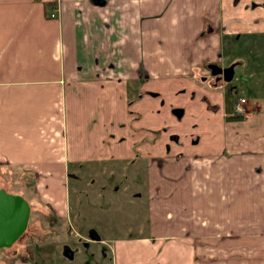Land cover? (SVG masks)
Listing matches in <instances>:
<instances>
[{"label":"crops","instance_id":"0c3cea01","mask_svg":"<svg viewBox=\"0 0 264 264\" xmlns=\"http://www.w3.org/2000/svg\"><path fill=\"white\" fill-rule=\"evenodd\" d=\"M228 2L0 0V171L31 174L35 194L63 221L70 214L75 219L68 202L70 167L131 166L136 156L157 164L165 159L168 137L175 160L165 173H171L177 205L192 204L191 172L227 165L242 173L246 153L255 169L256 160L264 162L263 80L251 78L252 111L239 119L227 117L225 89L212 88L206 76L207 61L222 54ZM252 13L251 26L236 21L233 27L264 29V15ZM171 107L184 112L166 118L164 108ZM164 125L176 135L164 134ZM158 128L163 134L156 135ZM181 150L191 154L190 163L176 159ZM161 217L154 229L140 233L110 226L103 232L97 227L100 235H94L91 222L89 233H61L58 246L44 242L48 257L14 255L9 264H95L103 244L110 264H264L256 240L247 242L255 249L246 255L239 247L228 252L225 238L240 233Z\"/></svg>","mask_w":264,"mask_h":264},{"label":"rangeland","instance_id":"374dc122","mask_svg":"<svg viewBox=\"0 0 264 264\" xmlns=\"http://www.w3.org/2000/svg\"><path fill=\"white\" fill-rule=\"evenodd\" d=\"M257 5L264 7V0L258 2L255 0H229L226 18L228 27L221 30V36L224 39L222 54L212 61L222 66L233 65L235 73L233 78L226 82L220 81L224 77L217 79L210 72L206 74L212 88L221 86L225 90L226 88L231 90L235 100L239 97L245 98L247 103L244 104L245 112H240L243 116L241 119L249 117L252 111L251 78L255 76L253 80H260V83L263 80L264 82V29L256 30L246 27V29L240 30L233 26L236 21L237 24L243 23L251 26L253 11L263 17L264 10L258 12L257 8L254 9ZM212 61H207V63ZM207 71L206 69L205 72ZM257 74L261 75L260 78ZM254 94H256L255 91ZM164 110L166 118L177 112L180 117L184 112L182 107L164 108ZM189 114L192 113L188 112ZM228 114H232V111H229ZM227 117L230 116L227 115ZM183 126L182 124L178 127L179 131L184 129ZM171 127V125H164L162 128L164 134L173 133L176 135L177 131L171 130ZM162 131L158 128L156 135L163 134ZM197 135L199 136V134ZM176 138L177 136L174 139ZM170 140L172 138L168 137V141L164 143L165 159L157 164L155 160L150 161L148 158L144 162L143 159L136 156L133 157L131 166H127L125 162L117 161L114 163L97 162L94 165L84 164L77 167V171L70 167L73 172L67 174L68 202L71 204V213L75 214V219L70 214V218L66 217L62 221L54 213L52 206L49 207L43 199L35 194V189L31 187L33 177L31 174L14 171V169L0 171V187H4L9 192L22 193L30 201L27 228L12 246L0 248V264H9L14 255H26V253L34 256L37 260L48 257L43 256L45 254L44 242L58 246L61 241L59 238L61 233L72 234L80 229L87 230L89 233L94 225V235H100L97 227L103 232V229L110 228V226L114 229L115 227L127 228V232H132L136 228L135 233H140L141 231L145 232L151 226L154 229L156 224L153 221L161 219V216L167 217V220L176 216L180 224L187 222L183 220L191 219V221L202 222L204 225L207 224V226L210 225L231 234L240 233L236 237L227 236L225 238L227 242L224 245L227 246L225 248L228 252H233L239 247L246 255L255 249L252 247L254 244H251L254 243L253 240H256L260 245L259 251L264 250V162L256 160L253 164H256L254 169L250 159L251 155L246 153L243 156L244 162L241 164L244 168L242 173L231 172L229 170L231 167L227 165L207 167L214 170L209 169L204 173L191 172L189 178L195 187L192 189V204L187 208V206L177 205L172 201L171 173H165L166 170H170L173 164L170 162L175 160L171 156L173 153L169 151ZM190 155L187 151L181 150L175 157L176 159L181 157L182 162L188 164L192 158ZM225 168L227 169L224 171ZM60 190L58 188L57 192ZM92 211L95 212L94 221L92 220ZM162 220L157 226L166 223L164 218ZM91 222H94V225ZM164 226L165 229L171 227L170 224ZM250 240L251 243L247 244ZM74 242L77 243L75 240ZM64 245L66 242L63 243ZM101 247H104L105 251L102 253L103 257L101 256L102 258L96 263L110 264L108 263L110 250L107 245L103 244ZM68 249L71 250V247ZM261 252L263 254L260 253L259 256L264 255V251ZM94 258H96L95 255Z\"/></svg>","mask_w":264,"mask_h":264},{"label":"water","instance_id":"95a60500","mask_svg":"<svg viewBox=\"0 0 264 264\" xmlns=\"http://www.w3.org/2000/svg\"><path fill=\"white\" fill-rule=\"evenodd\" d=\"M208 70L215 78L230 79L233 72L232 65L222 66L214 61L208 62ZM30 213V201L22 194L9 192L0 187V248L10 246L24 233L27 228Z\"/></svg>","mask_w":264,"mask_h":264},{"label":"trees","instance_id":"16d2710c","mask_svg":"<svg viewBox=\"0 0 264 264\" xmlns=\"http://www.w3.org/2000/svg\"><path fill=\"white\" fill-rule=\"evenodd\" d=\"M234 101H235V99L232 96V91L226 88L225 93H224V103H225L224 109H225L226 114L229 111H231L232 105H234ZM228 115L231 116L232 118H239V119L241 117H243L241 114L239 115V113H232V114H228ZM22 234H24V233H22ZM16 240H15V242H16ZM5 247H8V246H5Z\"/></svg>","mask_w":264,"mask_h":264},{"label":"built area","instance_id":"2783aa9c","mask_svg":"<svg viewBox=\"0 0 264 264\" xmlns=\"http://www.w3.org/2000/svg\"><path fill=\"white\" fill-rule=\"evenodd\" d=\"M56 13L51 12V16H55ZM247 102L245 101V98L244 97H239L236 98V100L234 101V105H232V108H231V111L232 113H239L240 115V112L243 113L245 112V105Z\"/></svg>","mask_w":264,"mask_h":264},{"label":"flooded vegetation","instance_id":"af4514ba","mask_svg":"<svg viewBox=\"0 0 264 264\" xmlns=\"http://www.w3.org/2000/svg\"><path fill=\"white\" fill-rule=\"evenodd\" d=\"M225 67V66H224ZM215 76V75H214ZM222 76L224 77V74H222Z\"/></svg>","mask_w":264,"mask_h":264}]
</instances>
